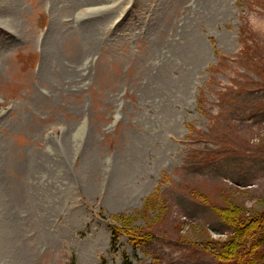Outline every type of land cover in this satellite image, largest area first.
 <instances>
[{"label":"rangeland","instance_id":"obj_1","mask_svg":"<svg viewBox=\"0 0 264 264\" xmlns=\"http://www.w3.org/2000/svg\"><path fill=\"white\" fill-rule=\"evenodd\" d=\"M263 225L264 0H0V264H264Z\"/></svg>","mask_w":264,"mask_h":264},{"label":"trees","instance_id":"obj_2","mask_svg":"<svg viewBox=\"0 0 264 264\" xmlns=\"http://www.w3.org/2000/svg\"><path fill=\"white\" fill-rule=\"evenodd\" d=\"M114 234H115V236H114L113 244L115 245L117 242V235H116V232ZM259 243L260 244L264 243V225H263L262 230H261V236L259 238ZM124 264H132V263L129 260H126L124 262Z\"/></svg>","mask_w":264,"mask_h":264},{"label":"bare ground","instance_id":"obj_3","mask_svg":"<svg viewBox=\"0 0 264 264\" xmlns=\"http://www.w3.org/2000/svg\"><path fill=\"white\" fill-rule=\"evenodd\" d=\"M188 45H189V44H188ZM191 47H192V45H191ZM192 48H193V47H192ZM173 53H174V52H173ZM63 140H64V139H63ZM63 140H62V141H63ZM85 147H86V146H85ZM85 149H86V148H85ZM93 153H94V152H93ZM93 153H92V154H93ZM92 154H90V155H92ZM88 155H89V153H88ZM90 155H89V157H90ZM92 157H93V156H92ZM95 158H96V156H95ZM16 234H17V233H16Z\"/></svg>","mask_w":264,"mask_h":264}]
</instances>
